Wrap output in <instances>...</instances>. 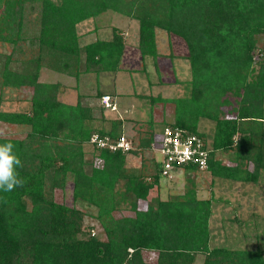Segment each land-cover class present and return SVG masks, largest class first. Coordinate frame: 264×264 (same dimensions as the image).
Listing matches in <instances>:
<instances>
[{
    "label": "trees",
    "instance_id": "16d2710c",
    "mask_svg": "<svg viewBox=\"0 0 264 264\" xmlns=\"http://www.w3.org/2000/svg\"><path fill=\"white\" fill-rule=\"evenodd\" d=\"M26 9L37 13L30 37L24 32ZM107 11L138 22L142 58L159 56L157 30L185 41L188 93L163 100L174 104L175 119L167 126L204 142L206 165L200 170L254 183L264 170V0H0V41L12 44L0 64V85L31 90L28 111L0 110L1 122L28 127L22 138L0 136V264H264L259 245L212 244L213 204L197 196L193 181L181 194L148 201L166 177L161 162L155 159L152 172L126 162L155 141L151 119L135 121L141 124L132 137L137 141L127 152L94 147L93 133L125 135L121 119L111 120L108 130L91 125L94 112L106 109L102 92L72 105L59 99L57 83L39 81L42 67L73 77L120 69L126 43L119 29L83 44L76 31L78 23ZM27 40L37 48L19 60L16 53L24 51L18 43ZM202 119L214 123L210 142L199 131ZM85 143L93 152L84 151ZM225 151L226 161L219 157ZM198 169L175 165L172 177ZM68 180L74 202L95 208L104 237L92 233L93 225L83 226L81 209L55 200L54 190ZM115 211L128 213L114 217ZM144 251L156 260L145 259Z\"/></svg>",
    "mask_w": 264,
    "mask_h": 264
},
{
    "label": "rangeland",
    "instance_id": "374dc122",
    "mask_svg": "<svg viewBox=\"0 0 264 264\" xmlns=\"http://www.w3.org/2000/svg\"><path fill=\"white\" fill-rule=\"evenodd\" d=\"M36 17L37 13H32L29 9H26L24 32L29 37L37 30ZM113 27L122 32L126 43L125 53L123 52L120 60L121 71H104L99 75L81 73L79 77H73L42 67L39 71L38 79L40 82L57 83L60 89L58 91L59 99L67 104L74 105L82 95H85L84 102L86 103L98 91H101L102 94H104L103 92H110L112 95L115 79L121 77L120 80L123 81L118 83L121 95L119 97L116 95L114 99L116 106L113 109H105L103 114L98 111L94 112L95 119L91 122V125L98 129L108 130L111 120H123L125 135L132 141L134 147L137 141H133L135 140L133 139L134 136L137 135L134 129L140 128L141 125L136 124L135 121H148L150 110L153 107L159 108V111L160 109L164 111L165 121L168 122L174 118L173 103L164 101L166 103L164 104L162 100L160 102L159 100L151 102V97L155 99V97H158L157 94L159 92L166 98L180 97L188 93L190 87L188 81L192 77L186 58L188 49L181 37L157 30L156 44L159 56L156 60L151 57L141 58L138 49V22L112 11H107L95 18L78 23L76 31L80 36V43L83 44L94 41L96 38H110ZM18 44L24 51L16 53L15 57L19 60L26 59L37 48L35 46L32 49L28 40ZM11 50L12 44L0 41V64L5 56L11 53ZM141 64H143L144 69L148 73H145ZM12 66L19 68L18 63L13 62ZM133 89L142 92L140 95L145 98L133 101L132 98L125 94ZM30 95V89L0 85V110L26 112L30 108ZM162 96L159 95V98H162ZM118 102H121L122 105L121 103L120 106L117 105ZM157 113L159 114V112H156L155 115ZM140 117H145V120H138L137 118ZM161 127L163 128L162 124H156L155 141L150 144L149 148L143 149L137 155L129 158L126 162L128 167L140 172L153 171L152 165L155 159L160 162L163 158L158 150V146L162 144L161 135L163 129ZM198 127L199 131L205 133L206 139L210 142L214 123L210 120L202 119L199 121ZM27 131L28 127L24 125L0 121V136L22 138ZM83 149L88 153L93 152V148L88 143L84 144ZM90 156L91 154L88 155L87 159H91L92 157ZM219 157L226 161L228 151L221 153ZM95 164L100 167L101 161L96 160ZM191 181H193L197 189L199 198L211 199L212 201L213 213L210 218V227L213 234L212 244H223L228 247L242 249H253L258 245L264 248V170L260 171L258 181L255 183L213 177L207 170L200 169L188 174L179 172L170 179L161 176L159 186L150 191L148 201L152 202L156 197L165 200L171 195L181 194L185 187L190 185ZM72 192L73 184L71 180H68L64 188L54 190V198L57 202H64L68 206L74 205V207L81 209L83 211V226L93 225L95 228L92 233L99 237H104V231L94 218L95 208L76 204L73 200ZM140 207H146V204L142 202ZM126 213L128 212L115 211L113 216L119 217ZM144 257L149 261L156 260L154 252L144 251Z\"/></svg>",
    "mask_w": 264,
    "mask_h": 264
},
{
    "label": "built area",
    "instance_id": "2783aa9c",
    "mask_svg": "<svg viewBox=\"0 0 264 264\" xmlns=\"http://www.w3.org/2000/svg\"><path fill=\"white\" fill-rule=\"evenodd\" d=\"M99 102L106 109L115 107L109 94L101 95ZM161 142L162 144L158 146V150L163 156L160 162L164 176L171 178L174 166L179 167L187 162L196 164L199 169L205 168L207 151L199 136L188 134L178 127L166 126L162 131ZM89 144L110 151L120 149L122 152H127L133 148L132 141L125 135L113 139L109 135L93 133L90 136Z\"/></svg>",
    "mask_w": 264,
    "mask_h": 264
},
{
    "label": "crops",
    "instance_id": "0c3cea01",
    "mask_svg": "<svg viewBox=\"0 0 264 264\" xmlns=\"http://www.w3.org/2000/svg\"><path fill=\"white\" fill-rule=\"evenodd\" d=\"M124 51H125V49H124ZM125 53V52H124ZM142 58V57H141ZM141 66H143V64H141ZM121 68V67H120ZM146 68V67H145ZM143 69H144V66H143ZM119 71H121L120 69L118 70V72ZM144 71H145V73H148V71L146 72V70L144 69ZM144 73V74H145ZM121 79V77H117L116 79H115V82H114V92H112V95L110 94V92H103L104 94H109V95H111V98H112V101L114 102V105L116 106V103H115V97H116V95H118V97L121 95V91H120V89H119V87H118V83L120 82H122L123 80H120ZM148 84L149 85H151V83L150 82H148ZM125 94H127L130 98H132V100L134 101V100H136V99H139V98H145L143 95H140V94H142V92H138V91H136L135 89H133V90H129L127 93H125ZM158 97H155V99L153 98V97H151V102L153 101V100H156V101H158L159 100V102L162 100L163 102H164V100L163 99H165L166 97L165 96H162L161 95V93L159 92L158 94ZM159 95L160 96H162V98H159ZM120 103L121 102H118L117 103V105H119L120 106ZM164 104H166L165 102H164ZM121 105H122V103H121ZM119 106H117V107H119ZM117 107H116V110H117ZM151 109V108H150ZM107 110H109V109H107ZM118 110H119V108H118ZM119 112V111H118ZM156 112H159V114L157 113V115H155V113ZM162 112V113H161ZM161 113V114H160ZM150 117H149V119H151L153 122H154V128L155 129H157L156 128V124L157 123H159V124H162L163 125V128L162 129H164L168 124H170V123H173L174 122V119H175V111H174V118H173V120H169L168 122L167 121H165V118H164V116H165V113H164V111L163 110H161L160 109V111H159V108H152L151 110H150ZM138 120H145V117L144 118H142V117H140V118H137ZM148 119V120H149Z\"/></svg>",
    "mask_w": 264,
    "mask_h": 264
}]
</instances>
